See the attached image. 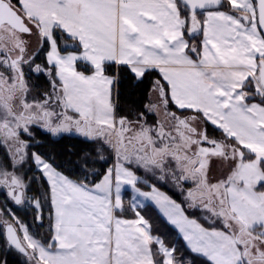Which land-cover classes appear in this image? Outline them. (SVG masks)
<instances>
[{
  "label": "snow or ice",
  "instance_id": "snow-or-ice-1",
  "mask_svg": "<svg viewBox=\"0 0 264 264\" xmlns=\"http://www.w3.org/2000/svg\"><path fill=\"white\" fill-rule=\"evenodd\" d=\"M41 52L46 64H35ZM26 65L49 78L39 99ZM152 72L154 99L134 119L119 115L121 73ZM34 128L52 144L77 135L114 163L92 183L85 158L84 179H70L29 152ZM0 147V236L27 264H264V0H0ZM32 163L48 183L46 238L8 207L32 206L43 226L44 205L28 196ZM125 186L134 219L121 216ZM144 201L181 247L153 236Z\"/></svg>",
  "mask_w": 264,
  "mask_h": 264
},
{
  "label": "trees",
  "instance_id": "trees-1",
  "mask_svg": "<svg viewBox=\"0 0 264 264\" xmlns=\"http://www.w3.org/2000/svg\"><path fill=\"white\" fill-rule=\"evenodd\" d=\"M196 38L199 40L201 37L197 36ZM35 63L45 64V52L40 53V55L36 58ZM113 74H115L114 69ZM26 75L28 76L30 82H32L34 88L40 89V87H42L48 89L49 81L45 74L37 76L35 73H27ZM156 79H159L158 72L149 73L142 81L139 82L131 78L129 74L121 73V80L115 87L113 97L114 102L117 104L119 115H128L134 119L140 111H144V106L149 102L150 94L152 92V82ZM171 110L177 111L174 106ZM154 120V116H148V121ZM33 130L36 132V138L31 141L32 146L29 148L30 151L42 154L43 158L56 167L57 170L73 180L84 179L83 172L85 170V166L83 161L85 158L90 161L86 170L88 172L95 171L99 173V175L95 177L91 175L88 177L89 181L92 183L98 182L104 171H106L107 167H109L112 163V159L108 158L110 156L109 152H104L103 156L105 159L101 160L99 154L96 152V148L98 146L92 143L84 142L83 138L77 135H65L63 139L59 140V143L52 144L49 138L42 134L40 130L35 128ZM208 132L210 135H220V133L218 131H214L213 127L210 125ZM37 141L40 142L39 145H37ZM5 156V148L0 147V158L4 160ZM91 161L96 162L91 163ZM37 173H39V185L34 180L32 183L34 184L32 192H34V196L40 198L41 203L44 205L43 216L45 223H49L50 203L45 199V193L48 190V183L40 171H37ZM139 186L146 189L149 188L143 184H140ZM156 186L159 189L164 190V192H166L171 199L178 201L180 198L177 191L164 187L161 184H157ZM5 200L6 193L0 192V206L4 205ZM8 207L15 212V215L18 216L23 223L30 225L31 222L23 209L15 206L11 203V201L8 202ZM184 207L187 215L195 218L196 213L188 209L185 205ZM32 211L33 218H31V220H33L34 223L36 222V225L39 226V228H43L45 223H43V226L41 227L35 220L37 213L34 211L33 207ZM140 214L149 222L153 235L159 236L166 244L175 245L178 248L183 245L182 237L179 235L177 229H175V227H173L153 205L146 203L145 207L140 209ZM121 215L127 218H136L127 201H125V211ZM196 218L199 217L196 216ZM5 261H7V264H27V262L22 259L20 254L15 252L13 249L8 248L5 238L0 236V264H5Z\"/></svg>",
  "mask_w": 264,
  "mask_h": 264
},
{
  "label": "rangeland",
  "instance_id": "rangeland-1",
  "mask_svg": "<svg viewBox=\"0 0 264 264\" xmlns=\"http://www.w3.org/2000/svg\"><path fill=\"white\" fill-rule=\"evenodd\" d=\"M61 47H63V41H61ZM36 64H41V63H36ZM45 64H46V60H45ZM35 66V64H33L32 65V67H34ZM24 71H25V74H27V73H33V72H31L30 71V68H29V66H25V69H24ZM46 75V74H45ZM26 77H27V79H28V76L26 75ZM46 77H47V79H48V81H49V78H48V76L46 75ZM28 83H29V86L31 87V92H30V95H29V99L31 100V99H33V98H36V99H39L42 95H43V93L45 92V91H49L50 90V81H49V86H48V89L47 88H42V87H40V89H36V88H34V86L32 85V82H30V80L28 79ZM44 89H47V90H44ZM114 93H115V88H114V91H113V97H114ZM152 99H154V97H153V93L151 92V94H150V98H149V101L150 100H152ZM113 100H114V98H113ZM155 117V116H154ZM155 119H156V117H155ZM155 121V120H154ZM154 121H148L149 123H152V122H154ZM213 134V133H212ZM210 135V134H209ZM211 136H214V135H211ZM29 152H33V151H30V149H29ZM5 153H6V149H5ZM111 155V154H110ZM0 161H4L3 159H1L0 158ZM114 163V160L112 159V163H111V165ZM110 165V166H111ZM109 166V167H110ZM28 168H29V165L28 164H25V166H24V171H27V176H28V178H34V180L36 181V183L38 184L39 183V173H37V169H36V166H35V164L34 163H32L31 164V171H28ZM108 168V167H107ZM59 171V170H58ZM41 173V172H40ZM42 174V173H41ZM43 175V174H42ZM65 175V174H64ZM138 175H140V176H142V177H144L145 179H147V177L145 176V174L143 173V171H141V172H139L138 173ZM46 178V177H45ZM70 178V177H69ZM102 178V177H101ZM100 178V179H101ZM71 179V178H70ZM47 180V179H46ZM38 181V182H37ZM28 181H26V183H27ZM151 183H155V185H157V184H161V185H163L164 187H168L169 189H172V190H174V191H177L178 193H179V195H180V198L178 199V201H176V202H178V203H181V201H183V197L181 196V194H180V192L177 190V189H175L172 185H171V183H164V182H157V181H155V180H152L151 181ZM36 184V185H37ZM141 184H143V185H145L144 183H141ZM33 185L34 184H32L31 183V186H30V191L28 192V196L29 197H36V196H34V192H32V188H33ZM39 185V184H38ZM146 186V185H145ZM157 187V186H156ZM142 190H144V191H150L151 189L150 188H142V187H140ZM158 188V187H157ZM159 189V188H158ZM159 191H161V192H163L165 195H167V196H169L166 192H164V190H161V189H159ZM6 193V192H5ZM122 194H123V198H124V202L125 201H127L128 202V204H129V207H130V201H131V198H132V196L134 195V193H132V191H131V188H130V186H125V188L122 190ZM141 199H143V198H141ZM180 200V201H179ZM12 203V202H11ZM146 203H150L151 205H153L156 209H157V211L167 220V218L163 215V213L160 211V209L154 204V202H152V201H144V204H146ZM13 204V203H12ZM16 206V205H15ZM185 206L187 207V205L185 204ZM17 207H20L21 209H23L25 212H26V214H27V216H28V218H29V220H30V225H28V224H25V225H27L28 226V228H29V232L31 233V234H33V235H35V236H37V237H45V234H46V232L48 231V228H49V223H45V219L43 220V223H45L44 225V227L43 228H39V226H37L36 225V222L34 223V221L33 220H31V218H33V211H32V206H30V205H21V206H17ZM191 210V209H190ZM196 213V216L197 217H200V213L199 212H195ZM187 214V213H186ZM47 216V215H46ZM122 216V218H124V219H134V218H127V217H125V216H123V215H121ZM196 216H195V218H196ZM18 217V216H17ZM190 218H194L193 216L191 217V216H189ZM21 220V219H20ZM168 221V220H167ZM173 226V225H172ZM174 227V226H173ZM178 231V230H177ZM153 236H155V235H153ZM46 238V237H45ZM21 257H22V259L23 260H25L26 262H27V260H26V258L24 257V256H22L21 255Z\"/></svg>",
  "mask_w": 264,
  "mask_h": 264
},
{
  "label": "crops",
  "instance_id": "crops-1",
  "mask_svg": "<svg viewBox=\"0 0 264 264\" xmlns=\"http://www.w3.org/2000/svg\"><path fill=\"white\" fill-rule=\"evenodd\" d=\"M202 38V37H201ZM200 38V39H201ZM36 49V43H35V38H32V45H31V49H30V51L31 50H35ZM36 64V63H35ZM173 111V110H172Z\"/></svg>",
  "mask_w": 264,
  "mask_h": 264
},
{
  "label": "water",
  "instance_id": "water-1",
  "mask_svg": "<svg viewBox=\"0 0 264 264\" xmlns=\"http://www.w3.org/2000/svg\"><path fill=\"white\" fill-rule=\"evenodd\" d=\"M6 240V239H5ZM15 252H17L18 254H20L18 251H16L14 248H12ZM20 255H22V254H20ZM23 256V255H22Z\"/></svg>",
  "mask_w": 264,
  "mask_h": 264
}]
</instances>
